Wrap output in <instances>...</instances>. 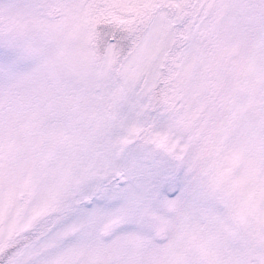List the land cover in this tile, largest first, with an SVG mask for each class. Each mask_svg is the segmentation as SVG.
I'll list each match as a JSON object with an SVG mask.
<instances>
[{
	"label": "snow or ice",
	"instance_id": "obj_1",
	"mask_svg": "<svg viewBox=\"0 0 264 264\" xmlns=\"http://www.w3.org/2000/svg\"><path fill=\"white\" fill-rule=\"evenodd\" d=\"M0 264H264V0H0Z\"/></svg>",
	"mask_w": 264,
	"mask_h": 264
}]
</instances>
